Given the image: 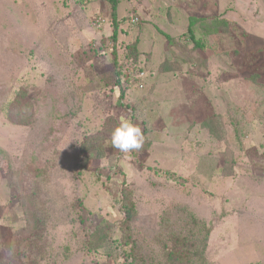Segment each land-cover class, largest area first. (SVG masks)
Masks as SVG:
<instances>
[{
    "label": "rangeland",
    "instance_id": "obj_1",
    "mask_svg": "<svg viewBox=\"0 0 264 264\" xmlns=\"http://www.w3.org/2000/svg\"><path fill=\"white\" fill-rule=\"evenodd\" d=\"M109 14L101 0H0V264H185L202 251L170 240L196 231L186 210L211 227L207 264H264V0H122L115 42ZM191 17L227 25L196 23V49ZM113 51L123 74L144 71L123 101L99 78ZM122 120L140 150L83 149Z\"/></svg>",
    "mask_w": 264,
    "mask_h": 264
},
{
    "label": "trees",
    "instance_id": "obj_2",
    "mask_svg": "<svg viewBox=\"0 0 264 264\" xmlns=\"http://www.w3.org/2000/svg\"><path fill=\"white\" fill-rule=\"evenodd\" d=\"M103 2H105L106 6H107V10H109V15L111 18V22H112V26H113V33H112V41H116L117 36H118V29L120 27V25L124 22V19H121L120 21L118 20V16H117V9H118V5L120 4V2L122 0H101ZM97 19V18H96ZM96 19H94V21H96ZM190 23H189V27L187 30L188 33V39L192 42L194 48L196 49H201L202 44L200 42V40L196 37L195 31H194V26L196 23H199L202 35L207 36V35H217L220 33V29L221 26L223 25H227V22L222 21V20H214L212 22H209V24H206L207 22L204 20H199L197 18H193L191 17L190 19ZM104 26V25H102ZM166 38L169 42H173L172 38H170V36L166 35ZM114 54V59L111 61L113 64V69L110 72L109 75H106V77L104 75H100V81L103 82L105 81L104 79L107 78L108 80L111 81L112 83V88H115L116 91L119 93L118 97H119V101H123L124 99V91L130 88H143V77H144V71L142 72V70H138L137 72H133L131 71V73H127V71H125V73L123 74V69L121 67V63L122 61L125 59V57L123 58V60L121 62L118 61L117 59V55H115V51H113ZM129 54L135 57H138L139 53L137 51L136 46L134 45L132 47V49L129 51ZM160 72H168L171 71L169 67H166L165 65L162 66V68L159 69ZM127 73V74H126ZM106 82V81H105ZM107 84V83H106ZM18 103V102H17ZM126 108L128 106H125ZM17 107L15 104H11L9 106V109L7 111V114L11 117V115L13 114V112L17 111ZM69 120V119H68ZM68 120L66 122H68ZM65 122V120H64ZM111 127V125H109ZM202 128L207 129L208 132L210 134H215L216 133V128L214 127L212 122H207L204 121L201 124ZM235 134H237V130H234ZM110 138H100L98 140H96L95 142H93L91 145H86L84 146L83 149H86L85 151L87 153H89V155L94 154L95 151H93L94 148L99 147L101 145V148L97 151V158H104L106 157V153H105V149H108L110 152H119L117 149L113 148L111 146V144L109 143ZM101 143V144H100ZM111 155V154H110ZM93 156V155H92ZM23 204L25 206H27L26 202L22 201ZM22 208V206H21ZM23 209V208H22ZM181 209V208H180ZM123 210L125 212L126 215V219L123 220L122 222H120V226H118L120 229V231H123V229H125L126 231H129L130 229L128 228L130 226V223L132 221V217H133V213H132V209L130 207V205L128 204H124L123 206ZM183 214H185L187 217L190 218L191 222L193 223L196 231L192 230L189 231L188 235L183 237V238H176V237H171V241L173 243L176 244H180V245H184V242H187L190 244L191 247L194 248H198L199 245L202 248V251H195L193 255H190L188 257V259L185 261V264H199V262H205L203 264H207L206 259L204 258V250H205V244L208 241V237L210 235L211 232V227H207L204 231V227H206L205 224L202 225H198V222L196 221V217L193 216V214L189 211H184ZM190 224V223H189ZM197 224V225H196ZM107 232H97V233H93L91 235L92 239H90V243H91V247L90 250H97L98 248H105L108 247L111 244L112 241V235L110 234V228H108L106 230ZM169 240V242H170ZM200 263V264H201Z\"/></svg>",
    "mask_w": 264,
    "mask_h": 264
},
{
    "label": "clouds",
    "instance_id": "obj_3",
    "mask_svg": "<svg viewBox=\"0 0 264 264\" xmlns=\"http://www.w3.org/2000/svg\"><path fill=\"white\" fill-rule=\"evenodd\" d=\"M110 144L121 153H130L143 147L144 135L138 126L122 120L111 132Z\"/></svg>",
    "mask_w": 264,
    "mask_h": 264
},
{
    "label": "built area",
    "instance_id": "obj_4",
    "mask_svg": "<svg viewBox=\"0 0 264 264\" xmlns=\"http://www.w3.org/2000/svg\"><path fill=\"white\" fill-rule=\"evenodd\" d=\"M137 21H138L137 18H133L131 20L132 23H136ZM103 22H104V20L102 18H97L96 21H94V25L97 26V27H101L103 25L102 24Z\"/></svg>",
    "mask_w": 264,
    "mask_h": 264
}]
</instances>
